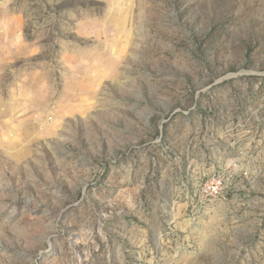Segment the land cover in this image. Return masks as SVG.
<instances>
[{
    "label": "rangeland",
    "instance_id": "374dc122",
    "mask_svg": "<svg viewBox=\"0 0 264 264\" xmlns=\"http://www.w3.org/2000/svg\"><path fill=\"white\" fill-rule=\"evenodd\" d=\"M0 264H264V0H0Z\"/></svg>",
    "mask_w": 264,
    "mask_h": 264
},
{
    "label": "built area",
    "instance_id": "2783aa9c",
    "mask_svg": "<svg viewBox=\"0 0 264 264\" xmlns=\"http://www.w3.org/2000/svg\"><path fill=\"white\" fill-rule=\"evenodd\" d=\"M206 184L207 193L205 197L209 196L210 194H219L223 196V186L226 184V179H222L219 182H207Z\"/></svg>",
    "mask_w": 264,
    "mask_h": 264
},
{
    "label": "bare ground",
    "instance_id": "6f19581e",
    "mask_svg": "<svg viewBox=\"0 0 264 264\" xmlns=\"http://www.w3.org/2000/svg\"><path fill=\"white\" fill-rule=\"evenodd\" d=\"M221 179L219 178H214L213 180L209 181V182H219ZM205 193H207V186L205 188ZM218 194H210L208 197H215Z\"/></svg>",
    "mask_w": 264,
    "mask_h": 264
}]
</instances>
